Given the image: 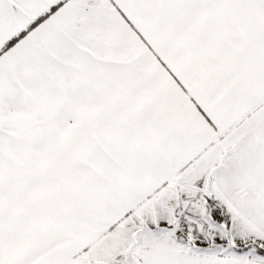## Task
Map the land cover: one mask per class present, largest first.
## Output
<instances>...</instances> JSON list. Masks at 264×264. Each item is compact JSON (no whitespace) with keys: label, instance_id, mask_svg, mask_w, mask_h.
Listing matches in <instances>:
<instances>
[{"label":"snow or ice","instance_id":"1","mask_svg":"<svg viewBox=\"0 0 264 264\" xmlns=\"http://www.w3.org/2000/svg\"><path fill=\"white\" fill-rule=\"evenodd\" d=\"M0 264H264V0H0Z\"/></svg>","mask_w":264,"mask_h":264}]
</instances>
